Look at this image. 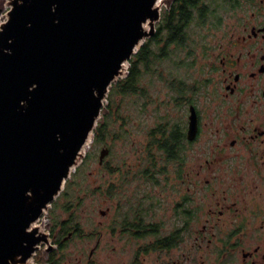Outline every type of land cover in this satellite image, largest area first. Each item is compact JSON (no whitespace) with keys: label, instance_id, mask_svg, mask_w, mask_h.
Segmentation results:
<instances>
[{"label":"flooded vegetation","instance_id":"flooded-vegetation-1","mask_svg":"<svg viewBox=\"0 0 264 264\" xmlns=\"http://www.w3.org/2000/svg\"><path fill=\"white\" fill-rule=\"evenodd\" d=\"M214 1L201 0L212 23L207 36L191 38L192 55L173 44L165 48L178 59L150 63L153 94L141 88L133 56L132 94L153 111L133 163L111 168L110 152L99 163L114 175L99 190L103 201H115L114 214L101 210L90 233L66 212L44 231L49 244L35 259L43 248L49 260L73 239L96 234L74 264H107L109 253L114 264H264V0ZM181 3L172 0L167 11Z\"/></svg>","mask_w":264,"mask_h":264},{"label":"water","instance_id":"water-1","mask_svg":"<svg viewBox=\"0 0 264 264\" xmlns=\"http://www.w3.org/2000/svg\"><path fill=\"white\" fill-rule=\"evenodd\" d=\"M8 1L0 24V264H32L49 244L34 224L80 165L110 87L155 35L162 7L158 0ZM109 152L101 149L100 164Z\"/></svg>","mask_w":264,"mask_h":264},{"label":"rangeland","instance_id":"rangeland-1","mask_svg":"<svg viewBox=\"0 0 264 264\" xmlns=\"http://www.w3.org/2000/svg\"><path fill=\"white\" fill-rule=\"evenodd\" d=\"M171 1L172 0H165V3L161 8V16H163L164 13L170 9ZM9 10V1L0 0V24L7 20ZM229 20V18H225L224 24L228 23ZM157 24L158 23H156V31ZM201 33L202 36H198L194 32L193 38L207 36V29H202ZM194 44L195 43L193 41V45ZM192 49H194V46ZM131 60L126 63V73L122 77L116 79L110 87V91L104 102L101 116L97 122L94 132L91 134V139L86 145L84 157L81 160L80 165L77 168H74L71 178L69 179H73L74 176L77 177L76 183L70 185L72 186L70 190L71 197L67 200V202H72L71 204L74 207L73 219L81 224V227L85 232H96L99 228L100 220L102 221L104 219L101 215V210H106L107 207H110L111 214H114L115 212V208L113 207L115 201H103L99 194L100 186L114 177L112 173L108 174L106 169L102 168L99 164V155L101 149L104 148V144H107V148L110 149L107 164L109 167L114 168L121 164L129 165L130 163H133V158L135 157V152H133L134 149H137L145 143L146 119L151 117L150 110L153 108L146 103L145 99H137L133 96V94L113 95V93H111L112 87L119 82L126 80L131 73L132 66L135 67L134 62H131ZM182 62H186V60H183ZM162 64L164 65L160 64L158 66L160 73L162 72L161 70L166 67L165 63ZM137 68L140 71L141 88H145V91L147 92L151 87V94H153L154 88L158 86L157 82L154 84L151 82L154 77L152 76L154 75V70L148 74L146 71L143 72L140 62ZM203 71L206 72L204 69ZM158 90L159 88L156 89V92ZM143 103L146 107L142 106L144 105ZM152 115H155L154 112H152ZM102 123L106 124L105 126L108 130V134L107 137H105V142L97 143L96 132ZM135 142H137V144ZM66 186L67 185H65V187ZM65 202L66 200L62 197V195L57 197L49 209L43 214L41 220L38 222V226L50 234V228L53 226V223L55 224V220L59 222L63 221L68 215L62 207ZM93 235L75 238L70 242L68 247L66 245V248H64L62 253L64 254L67 263L74 264L77 263V261H82L85 252L88 251L90 247L94 246L98 240V236L96 234ZM49 238L52 242L51 236ZM43 247H45V244ZM62 253L59 252L58 254L61 256ZM98 253L103 255L100 250ZM109 255L110 257L105 258L104 261L107 264H114L116 260L115 254L109 253ZM40 257L45 261L47 254L44 252V248L41 251ZM30 262L32 264H48L38 262L35 257L31 259Z\"/></svg>","mask_w":264,"mask_h":264},{"label":"trees","instance_id":"trees-1","mask_svg":"<svg viewBox=\"0 0 264 264\" xmlns=\"http://www.w3.org/2000/svg\"><path fill=\"white\" fill-rule=\"evenodd\" d=\"M215 2L216 0L214 1V3ZM201 3V0H182L181 4H178L170 11L164 13V15L161 17V20L157 24V31L154 35V39L149 41L147 39L137 53L138 61L141 63L143 71H147L150 68V63L152 60L155 62H162V60L168 56L170 60H173L174 58L178 59V57L181 56L180 52L174 51H171V54L168 55V52L165 47L169 45L174 44L175 46H184L186 50V56L193 54L194 51L188 50L189 48H192L196 45H193V41H191V38H193L194 35L193 33L195 32L198 36H202V29H207L208 24L212 23L210 20L212 14L210 10H208V6L204 5L203 8L200 9V6L202 5ZM194 9L199 10L198 16H195ZM184 60H187L186 62L188 64V59H186V57L184 58ZM132 61L133 58L131 62ZM134 71L135 67L132 66L131 73L126 78V80H123L112 87L111 93H113V95L132 94L135 89ZM105 125L106 124L102 123L100 124V127H98V130L96 132L97 143H103L106 141L105 137H107L108 130L106 129ZM76 178L77 177L74 176L73 179L68 180V184L66 183L67 186L61 194L62 197L66 200L65 204L62 207L64 208V211L70 214H74L71 208L73 206L71 204L72 202H67V200H69L71 197L70 190L72 186L70 185L76 183ZM56 222L57 225L61 223L59 221ZM59 228L60 232L67 234L68 228L65 226V224H62L61 226H59ZM60 237L61 233L58 236V241ZM36 260L38 262H44L49 264H63L65 257L63 253L60 256V254H58L57 252L49 260L45 259L44 261V259L41 258L40 255L36 257Z\"/></svg>","mask_w":264,"mask_h":264},{"label":"bare ground","instance_id":"bare-ground-1","mask_svg":"<svg viewBox=\"0 0 264 264\" xmlns=\"http://www.w3.org/2000/svg\"><path fill=\"white\" fill-rule=\"evenodd\" d=\"M163 2H164V0H158V2H157V6H160V7H162L163 6ZM145 27H146V29L147 30H149V26H147V25H145ZM123 71H124V73H126V64L125 65H123ZM91 139V137L88 139V141H87V143L89 142V140ZM87 143L85 144V146L83 147V149H82V154L84 155L85 154V150H86V145H87ZM74 169H72V171H73ZM39 230L40 231H44L43 230V228H39Z\"/></svg>","mask_w":264,"mask_h":264},{"label":"built area","instance_id":"built-area-1","mask_svg":"<svg viewBox=\"0 0 264 264\" xmlns=\"http://www.w3.org/2000/svg\"><path fill=\"white\" fill-rule=\"evenodd\" d=\"M42 218V217H41ZM41 218L35 223L36 226H38V222L41 220Z\"/></svg>","mask_w":264,"mask_h":264}]
</instances>
